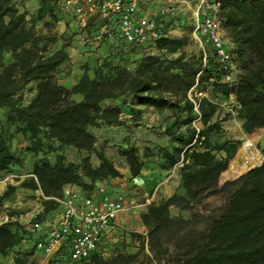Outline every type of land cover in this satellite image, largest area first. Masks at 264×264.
Masks as SVG:
<instances>
[{"label": "trees", "instance_id": "1", "mask_svg": "<svg viewBox=\"0 0 264 264\" xmlns=\"http://www.w3.org/2000/svg\"><path fill=\"white\" fill-rule=\"evenodd\" d=\"M26 1L0 0V109L9 110L8 123L27 137L30 145L26 150L33 155L45 151V140L87 153L80 167L67 163L63 155L55 163L48 158L34 163L32 179L23 186L42 194L43 211L37 219L44 221L59 209L56 199L62 197L67 185L91 194L96 182L122 177L104 153L100 154V165L93 166L96 136L91 128L121 125V108L104 107L103 103L131 97L158 113L181 117L175 125H184L185 135L172 139L178 145L157 149L168 168L180 164V184L172 196L150 203L141 215L147 234L134 235L139 242L138 253H118L109 260L96 254L84 264H134L141 253L147 264H264V162L221 184L220 178L239 144L212 140L213 130H219L210 124L217 105L206 98L198 99L204 128L198 131L192 127L198 115L188 98L193 87L205 91L210 86L222 97L235 98L240 106L238 119L246 133L264 130V0H221L222 27L240 70L234 85L220 81L212 53L204 66L200 49L190 57L183 53L187 39L163 37L157 42V55L141 56L140 49L123 44L130 53L141 56L132 60L134 69L121 62L123 58H105L97 62L92 75L90 70L84 71L70 88L59 81L62 66L70 61L68 45L54 50L58 39L38 28L61 21L55 7L59 0H39L40 7L31 17L25 10ZM93 21L85 30L96 36L104 23L98 20V28H93ZM165 30L168 32L166 26ZM175 54L179 56H163ZM31 84L35 85V96L23 105L21 92ZM120 156L134 179L150 155L141 156L139 149L132 147L120 151ZM21 165L22 159L11 153L0 135V173ZM14 191L15 187H9L0 195V212ZM218 196L223 197V204L208 208L206 201ZM172 209L179 214L173 215ZM24 241H31L24 225L11 220L0 224V256L7 257ZM146 245L149 254L145 253ZM28 255L17 253L11 264H28Z\"/></svg>", "mask_w": 264, "mask_h": 264}, {"label": "rangeland", "instance_id": "2", "mask_svg": "<svg viewBox=\"0 0 264 264\" xmlns=\"http://www.w3.org/2000/svg\"><path fill=\"white\" fill-rule=\"evenodd\" d=\"M193 4V2H190V6L193 7ZM24 6L29 17L35 16L40 7L39 0H27ZM156 6V3H148L142 5V9L144 12H147L154 10ZM55 7L61 21L47 28L43 25L38 26L42 33L55 36L58 39L54 46V50L62 45H69L73 35L82 34V42H86L85 45L95 49L88 51L92 53L96 52L98 48L89 42H97L95 40V35H90V33L85 30L86 28L82 26L81 19L75 15L74 11L65 8L63 0H59ZM191 19V8L187 7V5H182L179 9L178 18L173 21L167 20L165 25L168 29L167 31L169 32L168 35L170 38L188 40V46L183 51L187 57L199 53V47L191 34ZM72 22L76 28H72L70 25ZM91 25L93 28H97L99 26L98 18H94V23ZM163 56L171 58L177 57L179 54ZM123 61L126 62V65L131 69H134L132 60L123 59L121 62ZM80 62L83 73L84 71L94 69L98 60L90 61L84 59ZM236 74L239 77V68ZM66 78L72 81V63L70 61L62 66L59 74V81L65 80ZM34 88L35 85L31 84L21 92L23 95V105L29 104L34 98ZM191 98L197 102L198 99L206 98L217 105L216 114L210 120V124L219 127V130H213L211 133L212 140L220 143L230 141L231 143L239 144L236 155L229 162L227 171L224 172L220 178L221 184L226 181L237 179L249 169L259 166L264 162V130H253L250 133H246L243 130L242 122L238 119V110L240 106L233 96L225 98L214 93L210 86H208L205 91L195 86L191 91ZM120 106H122L121 125L107 126L100 124L97 127L91 128V131L96 136V148L91 154L93 166H96V161H100L101 163L100 154L104 151L105 155L113 162L115 167L121 172H124L126 169H129V167L125 159L120 156V151L128 150L132 147L138 148L141 156H144V154L150 155L149 158L145 160L146 162L156 158L158 160H163L161 155L157 154V149L159 147L171 149L178 145L172 140L173 137L185 135L186 127L184 125H175L176 121L181 118L179 115H173L171 112L158 113L154 107L140 105L137 101L132 100L131 97L122 98ZM139 112L140 114H137ZM8 114L9 110L0 109V135L3 136L5 144L9 147L11 153L22 159V165L19 167H11L9 171L0 173V195L8 191L9 187H15V191L10 193L5 202L4 209L0 212V223L11 220L19 225L21 223L25 227V223L28 219L39 213L41 214L43 211L41 192L33 191L23 186V183L32 179L31 173L34 163L43 158H48L52 163H55L57 158L63 155L67 163H73L80 167L81 161L83 158L87 157V153L78 151L74 148H60L58 144L45 140V151L35 156L26 150L30 145L27 137L22 135V133L17 130V127L11 126L8 123ZM191 125L200 130L204 128L202 121L198 119H195ZM50 147H54L55 150L49 151L48 149H50ZM222 156L223 154H219V157ZM176 167L179 169L180 164ZM7 176L11 178L9 181L4 182L3 179ZM154 188H156V186ZM154 188L145 198H140L137 202H142L146 199L151 200ZM94 189H119L120 191H124L123 193L126 194L129 203H131V198L133 197L127 194V192L132 190L138 191L136 184H131L127 181L114 184L112 179L96 182ZM223 201V197L218 196L208 199L206 204L208 208L212 209L221 206ZM57 214L58 211L53 212L48 215L46 219L54 220ZM172 214L175 216L178 215L179 210L172 209ZM135 234L138 233L124 231L114 235V239H110L101 250L103 259L109 260L118 253H138L139 242L134 236ZM27 245H29V249H31L32 243L30 241H28ZM16 251L17 250H13L7 257L0 256V264H11V260ZM145 251L146 254H149L147 245ZM46 259L47 257L43 254L36 255L34 253H29L28 264H43ZM137 262L147 264L145 254L141 253L134 264H138Z\"/></svg>", "mask_w": 264, "mask_h": 264}, {"label": "built area", "instance_id": "3", "mask_svg": "<svg viewBox=\"0 0 264 264\" xmlns=\"http://www.w3.org/2000/svg\"><path fill=\"white\" fill-rule=\"evenodd\" d=\"M148 3L157 6L144 12L142 5ZM63 5L74 11L84 27L93 17L104 23L96 33L97 42L118 40L140 49L141 56L159 54L158 40L170 38L165 30L166 21L176 20L181 6L187 5L192 12L191 34L203 54L204 66L212 53L221 73L220 81L229 85L238 81L237 57L220 19L221 0H63ZM191 91L188 98L200 120L198 102L191 98ZM56 201V219L39 221V213L25 223L35 250L45 255L48 263L54 260L53 264H84L93 255H102L107 232L120 215L134 208L124 195H112L104 189L85 194L73 185L65 186L62 197Z\"/></svg>", "mask_w": 264, "mask_h": 264}, {"label": "crops", "instance_id": "4", "mask_svg": "<svg viewBox=\"0 0 264 264\" xmlns=\"http://www.w3.org/2000/svg\"><path fill=\"white\" fill-rule=\"evenodd\" d=\"M93 19L94 17L90 20ZM90 20H88V23ZM92 23H94V21ZM70 25L72 26V28H76L73 22L70 23ZM89 42L90 44H94V46L98 48L96 52L92 53L88 51L93 50L94 48L85 45L86 42H82V34L73 35L70 44L66 48V51L70 57V62L72 63V81L69 78L60 81V83L64 86L70 88L75 85L81 78L83 74L81 69V60H98L99 62L105 58H116L117 61L123 58L137 61L141 57L139 54L130 53L127 47H125L123 43L118 40L109 41L105 44L99 42ZM89 75H92V70L89 71ZM75 99L79 101L81 100V97L76 96ZM121 99L105 101L103 103V106H119L120 108H122V106H120ZM102 153L105 154L104 151ZM99 165L100 161H96V166L94 167H98ZM120 173L122 174L121 178L112 179L114 184H119L127 181L131 184L137 185L138 191L132 190L127 192V194H130L133 197L131 198V204L134 206V208L130 212L118 217L116 224L107 232V235L102 244V248L110 239H114V235H117L118 233L124 231H132L134 233L146 235L147 228L142 223L141 215L146 212L147 207L150 203H159L163 199L172 196L177 191L180 184L179 169L177 167L168 168L165 161L158 160L157 158L148 162L145 161L144 166L141 170V174L137 178H131L129 169H126L124 172L120 171ZM155 186L156 188H154ZM153 188L154 193L151 199L152 202L149 199H146L142 202H137L138 199L145 198ZM107 191L112 195H124L126 197V194L123 193L124 191H120L119 189H108ZM126 200L128 202L127 198ZM30 242L32 243L31 249H29V245H27L28 241H24V243L16 249L17 251L13 256H16L17 253H21V256L26 253L41 255L40 252H37L35 250L33 242ZM11 261H13V259ZM43 264H48V259H46Z\"/></svg>", "mask_w": 264, "mask_h": 264}]
</instances>
